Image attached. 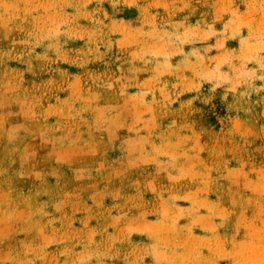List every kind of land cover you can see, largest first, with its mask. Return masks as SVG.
Returning a JSON list of instances; mask_svg holds the SVG:
<instances>
[{
	"label": "rangeland",
	"instance_id": "1",
	"mask_svg": "<svg viewBox=\"0 0 264 264\" xmlns=\"http://www.w3.org/2000/svg\"><path fill=\"white\" fill-rule=\"evenodd\" d=\"M0 264H264V0H0Z\"/></svg>",
	"mask_w": 264,
	"mask_h": 264
}]
</instances>
